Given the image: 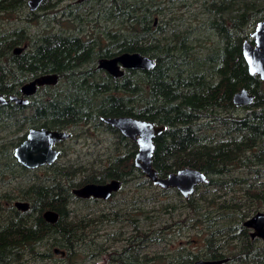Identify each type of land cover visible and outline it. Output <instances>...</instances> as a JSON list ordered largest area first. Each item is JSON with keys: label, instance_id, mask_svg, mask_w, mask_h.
Instances as JSON below:
<instances>
[{"label": "trees", "instance_id": "obj_1", "mask_svg": "<svg viewBox=\"0 0 264 264\" xmlns=\"http://www.w3.org/2000/svg\"><path fill=\"white\" fill-rule=\"evenodd\" d=\"M64 1L45 0L40 9L50 10ZM98 1L104 18L121 24L104 48L81 32H51L35 41L17 24L0 28V93H12L15 86L45 73L59 75L56 86L42 87L28 105H0V178L18 186V191L7 190L0 197V264H94L107 253L109 264H194L198 258L264 264V241L252 239L244 225L264 206V184L259 182L264 178V82L250 74L242 53L246 37L237 36L245 22L251 28L264 19V0L208 1L206 8L215 11L210 24L219 40L204 56L194 51L189 37L179 39L180 48L163 42L162 28L155 25L163 10L156 1ZM217 2L227 6L212 7ZM27 8V0H0V14ZM35 14L28 12L29 18ZM14 31L21 33L16 36ZM25 43L28 47L20 55L12 53ZM123 52L149 55L156 67L128 69L118 78L88 67L98 57ZM242 87L255 96L253 105L244 109L233 101ZM123 115L166 126L154 141L153 165L160 176L190 166L206 173L208 182L188 198L177 188L155 185L134 163L137 144L101 121L103 116ZM31 127L69 131L67 141L80 130L103 129L117 136V145L96 169L62 164L60 158L31 169L14 156ZM38 169L43 176L35 175ZM111 179L124 182L117 195L135 182V196L120 200L111 215L74 207L77 201L102 202L79 198L74 188ZM12 199L29 202L30 208L19 210ZM149 204L151 211L145 209ZM129 209L133 212H125ZM46 210L58 212L56 223L44 218ZM176 213L185 215L178 228L204 229V250L193 253L179 247L175 257L155 251L150 255L149 248L165 240V216L174 218ZM119 221L126 224L106 233L102 244L95 243L97 223Z\"/></svg>", "mask_w": 264, "mask_h": 264}, {"label": "rangeland", "instance_id": "obj_2", "mask_svg": "<svg viewBox=\"0 0 264 264\" xmlns=\"http://www.w3.org/2000/svg\"><path fill=\"white\" fill-rule=\"evenodd\" d=\"M132 1V0H131ZM157 3V7L161 8L163 12L157 18L158 28H162L163 34L159 37L163 39L164 43H171L172 45H177L180 48L179 39L182 37H189L188 42L197 51L198 55L204 56L209 53V49L213 47L219 40L217 30L212 28L210 22L214 20V14L209 11L206 6L210 4V0H154ZM162 1V2H161ZM77 0H65L63 3L57 5V7L50 10H37L33 18L29 19V8L25 9L24 12H15L11 14H0V28H12L17 24V27L25 29L33 37L35 41L40 39L43 35L54 33V32H67V33H86L87 39H92L95 42L101 43L100 47H105L110 39H112V33L118 29L121 24L120 22H114L112 19L106 20L102 13L100 16L97 11L87 9L78 6ZM96 7H99L95 4ZM107 5V4H106ZM56 11V12H55ZM55 12V13H54ZM56 14V15H55ZM104 14V13H103ZM58 20V21H57ZM156 24V25H157ZM249 29L248 27H246ZM191 31V32H190ZM245 32H238L237 36L244 35ZM184 49V47L182 48ZM180 54V52L178 51ZM89 66H94L97 68V63L89 64ZM245 111V110H244ZM117 136L114 133L105 131L103 129H91L89 133H85L82 130L78 133L76 137H73L69 141L63 143L59 149H63L64 155H62L59 161L62 164L82 163L87 167L94 165V168L100 166V161H105L107 157L113 154L114 142ZM92 168V167H91ZM89 168V169H91ZM44 171L38 169L35 175H40ZM44 174L40 175L43 176ZM38 177V176H37ZM261 184H264V178L260 179ZM133 183H130L129 187L123 194L115 196L109 201L102 202H89L82 203L76 202L75 208L87 212H95L97 214L106 213L111 215L114 210L113 206L116 205L120 200L128 198L131 199L135 196L136 188L132 187ZM17 182L12 184L6 182V178H0V197L1 194L7 190L10 192L18 191ZM19 185V184H18ZM239 191L237 194H240ZM229 197V196H228ZM174 198V197H173ZM18 199H12L11 204ZM3 203L8 204L7 201L2 200ZM145 209L151 211L152 206L149 204ZM259 211H264V206L255 210L249 217L253 216ZM125 212H133L132 210H125ZM179 213V212H178ZM176 213L175 217H171V214L165 216L163 226H167L165 240L162 244L149 248L150 255L154 252L161 253L166 258L175 257V253L179 247L185 248L187 251H192L193 253H199L205 248V236L206 232L200 227H182L178 228L177 222L182 221L185 217L178 216ZM113 217V216H110ZM248 217V218H249ZM247 220V218H246ZM166 221V222H165ZM106 222V221H105ZM99 224L97 223V231L95 236L97 237L96 244H102L103 241L108 238L106 233H111L113 231L118 232V229L125 222H112ZM111 223V224H110ZM128 229V228H126ZM260 240L259 242H263ZM118 245V244H117ZM96 247L93 244L91 247ZM116 247V245H115ZM118 247V246H117ZM233 247V245L231 246ZM167 261V260H166ZM94 264H109L108 263V253L102 254Z\"/></svg>", "mask_w": 264, "mask_h": 264}, {"label": "water", "instance_id": "obj_3", "mask_svg": "<svg viewBox=\"0 0 264 264\" xmlns=\"http://www.w3.org/2000/svg\"><path fill=\"white\" fill-rule=\"evenodd\" d=\"M44 0H28L31 10L37 9ZM256 45L254 46L249 40L243 44V55L248 64L249 72L254 75L258 74L264 80V20L258 23L256 31L253 34ZM22 47H17L15 52L19 53ZM156 60L139 52H123L114 57H102L98 60V66L104 69L112 76L118 78L125 75L128 69H153L156 67ZM59 82L57 73L40 75L33 80L25 83L21 87L24 95L30 96L37 92L38 88L43 85H55ZM8 101L16 102L21 105L29 104L27 97L19 95H10L4 97L0 94V104H6ZM254 96L247 89H242L234 95V102L237 105H251ZM102 120L114 128H117L123 135L131 138L136 142L138 149L135 154V165L155 185L163 189L177 188L180 193L188 198L196 188L208 182V175L194 167H184L166 176H160L153 165L155 151V138L162 134L166 129L164 125H157L155 122L145 119L136 118L129 115L118 117H103ZM70 133L64 130H54L46 127L31 128L25 140L14 150L17 160L28 168H37L47 164H53L60 156L59 149L56 148V142L66 139ZM122 182L112 180L108 183H88L73 189V193L79 198H104L109 199L114 192L118 191ZM15 207L19 210L26 211L30 208L27 201H16ZM44 218L56 223L59 219L58 212L46 210ZM245 226L254 228L252 235L264 237V211H259L249 217ZM57 254L65 255V251L55 248ZM227 259L205 260L200 259L194 264H221Z\"/></svg>", "mask_w": 264, "mask_h": 264}, {"label": "flooded vegetation", "instance_id": "obj_4", "mask_svg": "<svg viewBox=\"0 0 264 264\" xmlns=\"http://www.w3.org/2000/svg\"><path fill=\"white\" fill-rule=\"evenodd\" d=\"M45 1V0H44ZM43 1V2H44ZM42 2V3H43ZM41 3V4H42ZM99 3V1L98 0H77V7L78 6H80V7H83V8H85V6H88V8L87 9H89V10H92V11H94V10H96L97 11V14L100 16V13H102L103 12V9H101V7L99 8V7H96V5L95 4H97V5H99L98 4ZM209 3H211V2H209ZM27 4H28V0H27ZM213 5H212V7L213 6H227V3L225 2V3H222V2H217V3H212ZM207 5H209V4H207ZM40 7H41V5L37 8V9H35V10H31L30 9V6H29V4H28V8H29V11L30 12H35L36 13V11L37 10H40ZM211 12H215L213 9H211ZM30 19V18H29ZM214 20H215V18H214ZM264 19H262V20H259L257 23H256V25H254L253 27H249V25L245 22L244 24H243V26H242V28H241V32H245L244 33V37H246V39H244V41H243V43H242V53H243V44H244V42L246 41V40H249L254 46L256 45V42H255V38H254V36H253V34H254V32L256 31V28H257V26H258V23L259 22H261V21H263ZM226 24H230L229 22H225ZM157 24V19L155 20V25ZM246 27H248L249 29H247ZM17 30V29H16ZM18 30H19V27H18ZM15 32V35L16 36H18L20 33H21V31H14ZM14 32H12L11 33V35L12 34H14ZM17 47H22L23 48V50L21 51V52H19V53H17V52H15V49L17 48ZM28 47V43H25V44H23V45H19V46H16L14 49H12V53H14L15 55H20L23 51H24V49H26ZM116 56V55H115ZM114 57V56H113ZM243 57H244V55H243ZM100 58H102V57H98L97 58V61H96V63H97V68H99V66H98V60L100 59ZM108 58H110V57H108ZM244 59H245V57H244ZM246 61V60H245ZM246 64H247V62H246ZM247 67H248V64H247ZM99 69H101V68H99ZM102 70H104V69H102ZM147 70H151V69H147ZM248 70H249V68H248ZM105 71V70H104ZM107 72V71H106ZM49 73H54V72H49ZM49 73H45V74H49ZM108 73V72H107ZM126 73V72H125ZM251 74V73H250ZM43 75V74H42ZM254 75H258V74H254ZM40 76V75H39ZM259 76V75H258ZM36 77H38V76H36ZM36 77H34V78H36ZM260 77V76H259ZM34 78H32V79H28L27 81H25L24 83H22V84H20V85H17V86H15L14 87V89H11L12 90V93H9V94H3V93H0L1 95H3L4 97H9L10 95H19V96H23V97H27L29 100H30V102H31V100L35 97V95L39 92V90L42 88V87H49V86H56L57 84H55V85H43V86H40L39 88H38V90H37V92L35 93V94H33V95H30V96H27V95H24L22 92H21V87L25 84V83H27V82H29V81H31V80H33ZM260 79H261V77H260ZM261 81L262 82H264V80H262L261 79ZM242 89H247V88H245V87H242L240 90H238L237 92H239V91H241ZM248 90V89H247ZM249 91V90H248ZM236 92V93H237ZM250 92V91H249ZM235 93V94H236ZM234 94V95H235ZM250 94H252L253 96H254V94L252 93V92H250ZM254 98H255V96H254ZM233 101H234V97H233ZM10 102H12V101H8L6 104H8V103H10ZM29 102V103H30ZM14 103H16V102H14ZM235 103V102H234ZM253 103H254V101H253ZM253 103L251 104V105H237L236 103H235V105L237 106V107H239V108H242V109H244L243 107H250V106H252L253 105ZM6 104H0V105H6ZM18 104V103H17ZM19 105H21V104H19ZM28 105V104H27ZM104 117V116H103ZM103 117H101V121H103L102 120V118ZM106 123V122H105ZM109 125V124H108ZM111 126V125H110ZM165 126V125H164ZM31 128H39V127H31ZM30 128V129H31ZM30 129H28V131L30 130ZM117 129V128H116ZM28 131H27V133H28ZM65 131V130H64ZM67 132H69V131H67ZM70 133V136L68 137V138H66V139H63V140H60V141H58V142H56V148L57 149H59V147L65 142V141H67L70 137H71V132H69ZM27 135V134H26ZM123 135V134H122ZM123 136H125V135H123ZM125 137H127V136H125ZM26 138V137H25ZM25 138H24V140H25ZM129 138V137H128ZM129 139H131V138H129ZM23 140V141H24ZM132 140V139H131ZM22 141V142H23ZM133 141V140H132ZM21 142V143H22ZM135 142V141H134ZM21 143H19L18 145H20ZM136 143V142H135ZM17 145V146H18ZM116 145H117V142L115 141L114 142V148L116 147ZM16 146V147H17ZM15 147V148H16ZM15 150V149H14ZM59 151H60V155H61V150L59 149ZM15 156V155H14ZM59 158H60V156H59ZM58 158V159H59ZM17 159V158H16ZM57 159V160H58ZM56 160V161H57ZM20 163V162H19ZM134 163H135V161H134ZM22 164V163H21ZM23 165V164H22ZM51 165V164H50ZM24 166V165H23ZM26 167V166H25ZM41 167V166H40ZM37 168H39V167H37ZM31 169H36V168H31ZM112 180H118V181H120V182H122V185H121V187L118 189V191H116V192H114L113 193V195L109 198V199H104V198H95V197H90V198H83V199H91V198H94V199H98V200H101V201H109V200H111V199H113L117 194H118V192L122 189V187L124 186V182L122 181V180H120V179H111L110 181H112ZM110 181H107V182H103V183H108V182H110ZM103 183H99V184H103ZM77 188V187H76ZM16 201H19V200H16ZM15 201V202H16ZM22 201V200H21ZM15 202H14V206H15ZM44 214V213H43ZM248 219V218H247ZM246 221V220H245ZM244 221V222H245ZM248 229H249V234H250V236H251V238L252 239H257L258 240V242L260 241V240H264V237H261V236H253L252 235V233H253V231L255 230L254 228H251V227H248V226H246ZM200 259H205V260H208V258H198L196 261H198V260H200ZM209 260H214V259H209ZM195 261V262H196ZM194 262V263H195ZM225 262V261H224ZM223 263V262H222Z\"/></svg>", "mask_w": 264, "mask_h": 264}]
</instances>
